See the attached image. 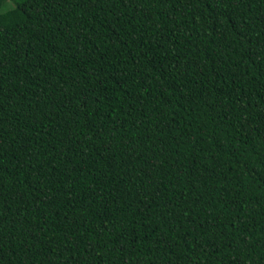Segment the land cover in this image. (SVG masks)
Returning <instances> with one entry per match:
<instances>
[{"label": "trees", "instance_id": "16d2710c", "mask_svg": "<svg viewBox=\"0 0 264 264\" xmlns=\"http://www.w3.org/2000/svg\"><path fill=\"white\" fill-rule=\"evenodd\" d=\"M0 264H264V0H0Z\"/></svg>", "mask_w": 264, "mask_h": 264}]
</instances>
